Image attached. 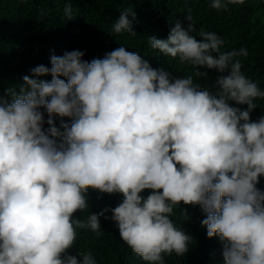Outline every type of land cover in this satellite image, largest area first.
I'll return each mask as SVG.
<instances>
[{
	"label": "clouds",
	"instance_id": "9594fccd",
	"mask_svg": "<svg viewBox=\"0 0 264 264\" xmlns=\"http://www.w3.org/2000/svg\"><path fill=\"white\" fill-rule=\"evenodd\" d=\"M245 2L210 0L209 7L228 11ZM72 11L66 4L68 20ZM130 15L121 12L113 34H136ZM194 31L193 23L185 28L177 20L166 39L149 43L196 76H207L200 67L220 73L212 91L191 76L152 68L123 46L91 62L80 50L53 54L51 68L36 66L18 90H4L0 264H97L91 252L78 259L68 250L77 229L101 235V216L116 222L147 264H165V256H183L192 240L170 218L181 202L201 207V224L221 241L224 264H264V190L257 187L264 176V115L250 119L264 90L241 71L246 48L222 52L217 33L200 31L197 39ZM49 74L50 82L39 79ZM89 189L124 199L86 220L74 218L88 208Z\"/></svg>",
	"mask_w": 264,
	"mask_h": 264
},
{
	"label": "trees",
	"instance_id": "16d2710c",
	"mask_svg": "<svg viewBox=\"0 0 264 264\" xmlns=\"http://www.w3.org/2000/svg\"><path fill=\"white\" fill-rule=\"evenodd\" d=\"M69 3L73 10L70 20L64 15ZM209 3L210 0H0V95L9 87L18 90L24 85L23 77H31V69L36 66L51 68L53 54L63 56L65 52L80 50L85 53L83 60L91 62L122 46L139 54L154 69L178 79L191 76L195 85L212 91L221 75L216 70L200 67L198 70L207 72V76H196L193 67L151 48L150 38L166 39L177 20L185 28L193 23L192 35L197 39L200 31L217 33L225 42L222 52L246 48L248 56L239 57L241 71L264 90V0H246L244 5H230L228 11L214 10ZM125 10L134 13L129 20L135 35L111 31ZM187 15H191L192 22L186 19ZM39 79L50 82L52 77L49 74ZM254 103L257 107L250 119L257 121L264 115V99L258 98ZM232 106L247 110V105ZM44 118L47 121L46 112ZM64 121L71 124L70 118L65 117ZM55 125L60 127L59 117L55 118ZM48 127L45 123L44 129ZM257 187L264 190V176ZM149 194L150 190L141 193L144 197ZM86 199L88 208L77 211L74 218L86 220L91 213L113 209L124 197L89 189ZM105 215L111 217L112 213ZM170 218L192 240L183 256H165V264H224L223 245L218 237L207 236V229L201 224L206 216L199 205L181 202ZM100 225L99 237L90 230L77 229L76 242L68 254L80 259L79 253L91 252L97 264H147L122 240L116 222L101 216Z\"/></svg>",
	"mask_w": 264,
	"mask_h": 264
}]
</instances>
